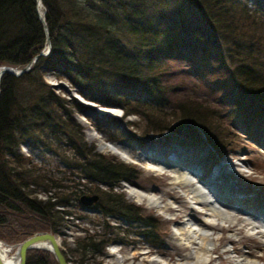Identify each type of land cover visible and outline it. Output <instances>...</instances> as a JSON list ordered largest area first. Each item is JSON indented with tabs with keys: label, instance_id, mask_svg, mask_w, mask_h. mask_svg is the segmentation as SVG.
<instances>
[{
	"label": "trees",
	"instance_id": "16d2710c",
	"mask_svg": "<svg viewBox=\"0 0 264 264\" xmlns=\"http://www.w3.org/2000/svg\"><path fill=\"white\" fill-rule=\"evenodd\" d=\"M42 2L50 50L39 54L22 73L4 72L0 77V210L14 217L16 231L26 235L38 230L59 233L70 212L67 206L85 191L98 192L92 183L112 186L119 179L129 180L128 166L92 150L94 145L83 140L79 128L77 144L73 142L68 101L52 90L43 78L46 72L86 87L87 94L80 92L91 100L119 105L125 115L139 114L146 121L143 136L147 137L151 133L169 138L183 130L184 145L188 140L199 143L203 137L220 145L215 132L219 129L217 120L238 116L248 126L264 122L262 0ZM45 43L36 0H0V64L22 67ZM223 72L231 76L238 90L235 96L224 91ZM189 76L194 78V88L206 97L188 94L173 99L178 89L191 85L183 82ZM69 101L77 109L84 108L77 98ZM222 104L228 108L227 115ZM190 129L198 132L191 136L193 139L183 135ZM44 135L58 139L55 146L40 143L52 148L54 154L61 155L60 144L70 143L76 153L73 160L59 155L66 163V168H58L60 177L54 176L52 168L46 167L49 171L44 172L43 166L40 172L41 166L23 165L19 160L30 161L19 152V145L39 141ZM45 180L47 184H41ZM38 189L48 191L44 200L36 195ZM98 194L100 198L103 195ZM31 219L35 226L25 223ZM3 221L0 216V226ZM79 241L77 248L82 251L77 264H84L87 252L100 251L105 239L96 240L95 234L88 233ZM25 264L57 262L49 250L32 248L27 251Z\"/></svg>",
	"mask_w": 264,
	"mask_h": 264
},
{
	"label": "rangeland",
	"instance_id": "374dc122",
	"mask_svg": "<svg viewBox=\"0 0 264 264\" xmlns=\"http://www.w3.org/2000/svg\"><path fill=\"white\" fill-rule=\"evenodd\" d=\"M262 2L264 4V0ZM42 6H44L43 2L40 8ZM247 20L246 22H250L249 19ZM182 63L186 64L187 61ZM221 77L225 80L222 79L224 91L235 96L238 90L234 87L231 76L223 72ZM43 78L51 85L54 92L64 96L68 101L66 105L72 116L69 132L74 134V136L70 135L73 142L77 144L75 135L79 128L83 140L94 145L92 150L111 156L129 168V180L119 179L112 186L105 183L97 185L92 183V188L103 194L98 201L91 205L71 204L68 207L75 215L67 214L64 217L59 226L57 238L63 252L70 258L71 264H77V260L81 257L82 248H77L81 242L79 238H83L88 233L95 234L96 240L104 238L105 242L100 251L87 252L84 264H138L140 262L142 264H180L189 257L192 258V251L197 244L182 243L175 232L186 218H192L194 222L206 225V214L209 208L203 204L192 203L191 194L186 191V188L183 187V189L174 182L170 173L175 164H181L182 167L197 174L199 182H206L203 180L207 176L206 184L210 188L213 187L220 198V203L238 216L233 228L229 227L233 224L232 222L215 220L216 227L213 232L220 238L215 239L216 247L211 249V258L205 264H234L235 259H241L246 254L257 258L258 264H264V234L252 233L253 228L244 226V217L247 215L259 216L264 220V122L255 121L248 126L238 116L236 118L226 116L216 121L219 129L216 128L215 132L219 135L218 142L221 146L209 142L204 137L203 141H198L199 143H190L188 140V145H184L185 143H181L183 130H179L176 134L171 133L169 138L150 135L151 133L148 137L143 136L147 132L143 131L147 125L146 121L142 120L137 113L125 115L123 108L119 105H103L97 101H93L94 105H88L82 102L84 108L77 109L71 105L69 99L79 97L85 102L89 101L90 98L83 95L88 93L86 87L74 86L68 79L50 72L44 73ZM183 82L191 83V85L185 89H178L173 93V99L186 97L188 94L198 98L206 97L205 93L194 88L193 77ZM133 89L136 90L135 87H132ZM80 90L84 93L82 94ZM99 107H102L104 111L108 109L115 113L112 112L113 115L102 113ZM220 107L227 115L226 105L222 104ZM191 130L187 135L183 134L188 139L189 137L193 139L191 136L198 133ZM98 134L103 139L102 142L121 144L133 158H125L118 152L116 154L101 146L100 139L96 137ZM28 143H21L19 152L29 156L30 161L23 158L19 160L23 162V165L41 166L40 172L43 171V166L44 172L52 168L55 177L62 176L58 168H66V163L60 159L61 155L68 160H73L72 156L76 154L70 147L72 143L69 146L60 144L61 155L54 154L52 148L41 146L40 143L47 146H55L58 143V139L47 135L39 141L34 140ZM148 154L154 158L160 157L164 167L162 173L146 167L145 161ZM13 165L15 166L16 163L13 162ZM212 166H214L213 169L210 168ZM73 177L71 175V178ZM69 181L67 180L68 183ZM43 182L41 184H47L46 180ZM81 182H85L84 178ZM230 184H234L236 194H222L220 185L223 187ZM87 185H91V182ZM129 185L154 192L157 196H161L160 200L169 202V207L164 208L159 204L150 203L146 195L141 200L138 199L135 193L128 189ZM36 195L44 200L48 191L38 189ZM106 198H110L113 202L107 201ZM108 209L109 211H106ZM0 216L4 217L3 224L0 226V231L3 233V236H0L1 241L10 245L26 235L16 231L17 225L14 224L15 219L12 215H6L0 210ZM25 223L28 226L36 225L32 219ZM15 236L18 238L6 239V237ZM110 243H114L113 248L107 247ZM97 245H99L98 242ZM113 249L117 250L111 254L110 251ZM14 251L13 248L10 254ZM123 255H127V259L118 263Z\"/></svg>",
	"mask_w": 264,
	"mask_h": 264
},
{
	"label": "bare ground",
	"instance_id": "6f19581e",
	"mask_svg": "<svg viewBox=\"0 0 264 264\" xmlns=\"http://www.w3.org/2000/svg\"><path fill=\"white\" fill-rule=\"evenodd\" d=\"M89 104L94 105V102H88ZM115 113L114 111H111ZM85 122V121H84ZM96 134V132H94ZM95 137V136H94ZM96 137L100 139L101 146L104 148H108L113 152H117L121 154L125 158H133L131 153L126 150L121 144L114 142H102L103 139L98 134ZM102 140V141H101ZM146 167L149 169H153L157 172L162 173L164 171V167L161 164L160 157H152L151 155H147L146 157ZM193 171V170H192ZM174 182L177 183L180 187H185L186 191L191 194V202L198 205H204L209 208V211L206 214V225H201L192 220V218H186L180 226L177 227L175 235L178 236L179 240L189 245L191 242L196 243L194 250L192 251V258H188L185 262L180 264H205L211 258V249L215 248L216 243L215 239L218 240L220 237L215 235L213 229L216 227V219L225 220L227 222H232L229 227L235 226L234 222L238 219V216L235 212L230 210L229 208H225L220 203V198L217 194L212 192V189L206 182H199L197 180V174L187 170L182 167V165L175 164L170 173ZM204 181V180H203ZM136 185V184H135ZM128 189L135 193L138 199L144 198L143 196H147L150 203L159 204L164 208L169 207V202H165L164 200H160L161 196H157L152 191H145L137 186L129 185ZM184 189V188H183ZM164 204V205H163ZM228 204H226L227 206ZM245 224L244 226L248 228H253L254 232L257 234H264V220L258 217H252L251 215H247L244 217ZM58 242L59 239L57 238ZM16 249L15 246H10L3 241L0 240V256L7 264H15L17 261L15 252L10 254L12 250ZM113 248V247H112ZM111 250V249H110ZM117 249H113L111 254H114ZM228 250V249H226ZM137 256V254L134 253ZM127 259V255H123L121 259L118 260V263ZM154 261L156 259H153ZM257 258L250 257L249 255H244L241 259H235L234 264H258ZM122 264V263H121ZM142 264V262L138 263Z\"/></svg>",
	"mask_w": 264,
	"mask_h": 264
},
{
	"label": "water",
	"instance_id": "95a60500",
	"mask_svg": "<svg viewBox=\"0 0 264 264\" xmlns=\"http://www.w3.org/2000/svg\"><path fill=\"white\" fill-rule=\"evenodd\" d=\"M41 5H42V0H36V8H37L38 16L43 24V28H44L45 35H46V43L43 49L38 54H35L32 57V59L22 67L13 66L10 64H1L0 65V77L2 76L4 72H8L12 74L22 73L23 71L27 70L31 66L32 62L37 58L39 54H45L50 50L51 43H50V39L48 35V28H47L46 20H45V8L44 6L40 8ZM101 108L102 107H99L98 109L102 113L113 115L108 109H105L104 111ZM98 198L99 196L96 193H83L80 196L81 202L87 205L93 202H96ZM15 245H16V249L14 252L17 258V261L15 264H25L27 251L32 248H42V249L49 250L54 256L57 264H70V261L66 259L59 245V242L57 240V235L50 230L34 231L10 246L13 247ZM0 264H7L1 256H0Z\"/></svg>",
	"mask_w": 264,
	"mask_h": 264
},
{
	"label": "flooded vegetation",
	"instance_id": "af4514ba",
	"mask_svg": "<svg viewBox=\"0 0 264 264\" xmlns=\"http://www.w3.org/2000/svg\"><path fill=\"white\" fill-rule=\"evenodd\" d=\"M76 202H77L78 205L83 206V203H82L81 200H80V196H79V198H78V201L75 200L74 203H76ZM84 205H85V204H84Z\"/></svg>",
	"mask_w": 264,
	"mask_h": 264
}]
</instances>
